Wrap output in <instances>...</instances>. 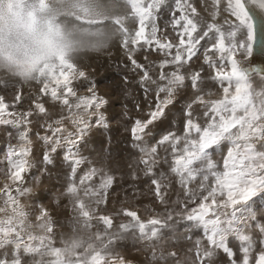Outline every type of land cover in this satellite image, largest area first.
<instances>
[{
  "label": "snow or ice",
  "instance_id": "1",
  "mask_svg": "<svg viewBox=\"0 0 264 264\" xmlns=\"http://www.w3.org/2000/svg\"><path fill=\"white\" fill-rule=\"evenodd\" d=\"M126 4L131 12L128 20L135 22L136 27L133 32L128 24L116 21L121 28V46L127 50V60L139 77L138 86L143 94L148 96L153 90L156 93L154 107L146 115L128 117L131 125L128 131L141 154L138 164L143 166L146 176L152 177L151 185L165 212L143 220L137 211L123 208L117 215L130 218V222L120 224L117 230L122 236L135 234L145 242H155L165 229L170 233L179 232L178 225L183 222L188 226L186 233L192 228L202 230L192 252L196 264H216L221 251L228 264H264V224L256 225L255 229L250 224L255 220L251 212L254 199H264V67L245 66L238 59L250 56L257 40L258 51L264 55V0H211L208 17L202 16L191 0H174V3L126 0ZM252 6L261 10L259 18ZM165 8L169 9L170 30L174 35L170 36L169 28H165L161 38L158 20ZM221 12L227 14L223 23L219 22ZM140 50L161 54L163 58L158 65L141 63L136 59ZM201 52L203 63L187 74L186 67H192L191 62L200 58ZM205 66L211 70L207 79L218 82L222 89L217 99H211V93L206 98ZM154 67L158 69L157 75L153 74ZM256 72L260 73V91L255 90L252 82V74ZM87 78L84 70L67 63L43 78L39 93L61 104L67 109V115L47 125L45 131L51 135L37 134L48 146L42 155L45 164L52 163L51 156L59 148L66 149L63 159L71 165V172L65 195L75 197L73 205L85 221L92 216L91 204L97 212L101 205H107L109 190L115 183L114 175L103 166L99 169L93 166L79 176L78 182L76 179L78 168L84 162L78 156L77 146L93 123L98 127L107 126L104 109L109 101L97 93L95 83L83 95L74 87V81ZM124 80L130 83L127 75ZM189 84L194 98L184 109L183 134L170 131L156 139L151 134V126L166 115L167 107L176 102L177 92ZM0 86L7 88L8 82H0ZM161 93L166 98L160 99ZM23 100L19 90L11 102L0 95V126L14 128L19 138V144L10 145L0 161L5 165L0 172L15 184V187L0 188V196L4 204L13 207L17 197L25 193V176L34 167L29 139L33 112L16 110ZM33 105L40 114H47L44 103L33 101ZM198 106L203 111L194 117ZM135 108L138 113L144 111L142 104H136ZM65 121L72 124V131L65 127ZM224 142L229 147L221 170L212 153ZM161 147H164L163 157ZM160 164L167 165L168 171L157 172ZM172 177L178 181L184 200L169 204L166 189ZM45 216L50 214L41 207L37 220ZM97 220L105 232L114 226L110 215L100 214ZM46 231V235L32 232L22 219L15 217L0 219V264H28L45 252L53 257L52 264H59L55 258L59 250L55 248L54 221L50 220ZM256 232L259 239L254 238ZM233 240L238 242L239 255L230 246ZM171 258L176 259L177 253H171ZM38 264H43V260Z\"/></svg>",
  "mask_w": 264,
  "mask_h": 264
},
{
  "label": "rangeland",
  "instance_id": "2",
  "mask_svg": "<svg viewBox=\"0 0 264 264\" xmlns=\"http://www.w3.org/2000/svg\"><path fill=\"white\" fill-rule=\"evenodd\" d=\"M113 1L118 3L121 10L127 11L125 15L128 16L119 21L124 24L129 23L130 29L134 32L136 24L128 20L131 12L128 13L130 10L126 0H111L112 3ZM45 2L47 3L48 0ZM169 2L173 3L174 1L169 0ZM38 6L42 7L43 4ZM63 8L58 9L60 11H56L54 15L69 14L68 17L72 19L76 17L74 20L88 25H99L104 21L88 16L89 13L84 11L80 13L78 8L71 7L70 9V7H67L69 8L67 9L65 7L67 12ZM168 12L169 9L167 8L159 14L158 24L161 30V38H163L165 28H169L168 34L170 36L174 35L170 30ZM43 15L45 14L41 13L38 16L33 15L32 12L30 14L34 19H42L43 17L45 19L48 17ZM102 18L105 19L104 17ZM114 21L110 25L111 27L109 26L110 32L108 33V40H112V45L105 46L103 43L105 46L103 51L98 52V48H94L96 55L94 53L88 57L81 56L78 57V60H67L69 62H65L69 65L74 64L77 69H82L87 73L88 78L86 80L74 81V87L78 94H85L87 88L94 82L97 93L109 101V104L104 109L107 126L101 125L98 127L93 123L92 128L86 133L84 140L79 143L76 149L78 156L82 157L84 161L78 168L77 182L79 181V176L93 166L98 169L103 166L106 172L114 175L115 183L109 190L107 205H101L99 212H97L96 206L91 204L89 211L92 212V216L85 221L80 217V210L73 205L75 197L65 195L71 172V165L63 159L66 149L59 148L57 152L53 153L51 164H45L42 159L43 152L47 150L48 146L45 145L39 136L51 135V133H46L45 131L47 125L67 115V109L61 104L54 103L50 97L41 96L39 93L40 84L43 82L42 78L50 76L52 73V70H46L40 79L38 77V79L25 80L22 85L19 82L9 80L7 77H0V82H8L7 88L0 86V95H4L11 102L15 97L16 91H21L24 100L17 106L16 110L18 112L31 110L33 112L30 117L29 139L32 147L31 159L34 163L31 173L25 176L26 191L22 196L17 197L15 207L12 204H4V198L0 196V219L7 217L22 219L28 230L45 235L47 234L46 230L50 220L54 221L55 248L59 250L55 254V258L59 261V264H196L192 252H195V241L201 239V229L192 228L190 233H186L185 229L188 226L181 222L178 225L179 232L170 233L165 229L155 242H145L136 238L135 234L122 236L117 230V226L120 224L130 222V218L122 214L117 215L123 208L135 210L141 219L147 220L151 216L165 212V207L159 203L155 195L151 185L152 177L146 176L143 166L138 164L141 154L136 150L128 131L131 126L128 117L146 115L150 108L154 107L153 102L156 98V93L153 90L150 95L145 96L139 88V77L132 71V65L127 60V50L121 46V28L117 25V20ZM145 57H147V60L144 59ZM248 57L239 56L238 59L245 63ZM162 58L161 54L155 52L149 53L140 50L136 53V59L141 63L153 62L158 65ZM62 63L65 65L64 62L55 61L51 66L53 69L56 67L60 69ZM202 63L203 54L201 52L200 58L193 59L191 62L192 67H186V73L190 74L194 69H198ZM152 71L154 75L158 74L157 68L154 67ZM167 71H171V69ZM204 72L207 80L204 88L206 98H209L207 93H211V99L219 98L222 95V89L218 86V82L207 79L211 72L207 66L204 67ZM125 75L128 76L130 83L125 82ZM252 82L255 90L260 91L262 86L259 74H252ZM164 98H166V94L161 93L160 99ZM192 98H194V95L190 84L187 88L177 92L174 97L176 102L173 105H169L166 115L151 126L152 136L159 139L170 131L178 132L182 135L183 121L185 119L184 109ZM33 101H43L47 114H40L34 108ZM136 104H142L143 113L137 112ZM202 111V106L196 107L194 117L202 113ZM201 122H203L202 117ZM65 127L69 131L73 130V126L69 121H65ZM151 142L149 140V143ZM18 144L19 138L16 130L10 126H0V161H3L10 145L16 146ZM164 147L160 149L161 157L164 156ZM228 147L227 142H224L212 153L221 170L223 169V159L227 155ZM101 161H103V164H101ZM4 168L5 165L0 163V169ZM45 169L46 171H44ZM160 171L167 172V165H158L157 172ZM36 177H40V179L36 180ZM7 186L15 187V184L4 172H0V188ZM166 196L169 204L177 200H184L183 192L174 177L171 178L170 186L166 189ZM41 207L46 208L50 216L37 220ZM251 212L255 217L254 221H250L253 229H255L256 225L264 224V199L255 198L251 205ZM20 213H26V215H19ZM100 214H107L113 217L114 226L110 232H105L104 228L98 223L97 217ZM189 235L191 236L190 240L187 239ZM254 238L259 239L258 232L255 233ZM230 246L235 247L239 255L238 242L233 240ZM173 252L177 253L176 259L171 258V253ZM41 259L43 264H52L53 257L45 252L37 260L29 261L28 264H38ZM216 264H228V259L222 251L219 253V258L216 259Z\"/></svg>",
  "mask_w": 264,
  "mask_h": 264
},
{
  "label": "bare ground",
  "instance_id": "3",
  "mask_svg": "<svg viewBox=\"0 0 264 264\" xmlns=\"http://www.w3.org/2000/svg\"><path fill=\"white\" fill-rule=\"evenodd\" d=\"M45 1L0 0V77H7L22 85L25 80L38 77L40 79L46 70L53 71L51 64L55 61L65 63L69 62L67 60H78L81 56L88 57L95 53L94 48H98V52L103 51L105 46L112 45V40H108L110 25L114 20H122L128 16L125 15L127 11L121 10L118 3L115 1L112 3L111 0H48L47 3ZM191 2L202 16H209L211 0ZM39 4L43 6L40 7ZM62 7L78 8V12L84 11L89 13L86 15L104 21L99 25H88L77 22L74 20L76 17H73L74 19L68 17L69 14L55 16V12L60 11L58 9ZM31 12L37 16L44 13L43 16H48L45 18L47 20L44 17L34 19L30 16ZM226 16V13L221 12L219 22L223 23ZM250 56L245 62L247 66ZM256 73L260 75L259 72Z\"/></svg>",
  "mask_w": 264,
  "mask_h": 264
},
{
  "label": "water",
  "instance_id": "4",
  "mask_svg": "<svg viewBox=\"0 0 264 264\" xmlns=\"http://www.w3.org/2000/svg\"><path fill=\"white\" fill-rule=\"evenodd\" d=\"M252 7H253V12L256 13L259 18V15L261 14V10L258 8V6H252ZM258 49H259V40H257L256 48L253 50V53L251 54L248 60L249 67H264V55H261Z\"/></svg>",
  "mask_w": 264,
  "mask_h": 264
}]
</instances>
